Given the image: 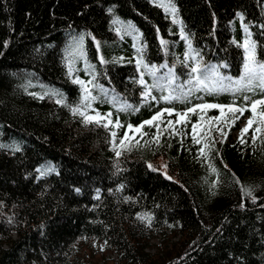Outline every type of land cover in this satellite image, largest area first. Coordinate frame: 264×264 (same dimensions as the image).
Masks as SVG:
<instances>
[{
	"label": "trees",
	"instance_id": "trees-1",
	"mask_svg": "<svg viewBox=\"0 0 264 264\" xmlns=\"http://www.w3.org/2000/svg\"><path fill=\"white\" fill-rule=\"evenodd\" d=\"M161 2L0 0V264H80L99 241L111 264H264V122L239 128L264 92L209 95L190 76L199 63L238 79L245 28L264 59V0H172L175 17ZM144 65L171 69L187 99L166 102ZM233 101L242 115L197 108L177 123ZM153 235L166 241L150 253Z\"/></svg>",
	"mask_w": 264,
	"mask_h": 264
},
{
	"label": "snow or ice",
	"instance_id": "snow-or-ice-1",
	"mask_svg": "<svg viewBox=\"0 0 264 264\" xmlns=\"http://www.w3.org/2000/svg\"><path fill=\"white\" fill-rule=\"evenodd\" d=\"M158 7H163L166 13H171L174 17L177 13V9L175 5L172 3V0H167L166 3H157ZM239 15V14H238ZM174 23L177 21L174 19ZM245 33H246V39L243 44L240 45L244 49V62H243V70L238 79H233L231 77H223L219 74L217 66H204L203 68L199 63H193V65L190 67V76L191 80L195 81V91H204L206 94L212 95V94H219L220 92L224 91H229L231 92L234 96L237 93H249L252 92L254 93L257 89H259L261 92H264V59H258L257 58V45L254 41L251 39L247 38L250 37V33H248L247 28H245ZM163 44L164 41H161ZM189 48L191 49V45L189 44ZM198 55V53H197ZM191 59L195 62L196 56L192 55L190 56L188 53L185 54V60ZM142 63V60H138V65ZM187 66V65H186ZM146 69H148V65H144ZM161 68L166 67V65H160ZM149 74L154 78V83L151 85L153 88H157L160 90H164L165 88L170 89L169 96L163 97V99L166 102H171L172 100H186L192 89L189 90V92H184L183 91V86L179 88L178 94L173 95V93L177 92V89L173 88L172 85L175 81V74L172 72L171 69H169V73L167 77H156V72L158 71L157 67L153 65L151 69H148ZM195 74V75H191ZM162 79H167V84H161L160 80ZM225 81H227L225 83ZM139 83L145 87V96L150 95L151 93L148 91V85L145 84V81L143 78L140 79ZM103 91V89H102ZM85 92L87 93L88 90L85 88ZM43 98V97H41ZM86 100L88 99H95V97H91L90 93L88 96L85 97ZM243 99L245 101H248L250 99L249 96L245 95L243 96ZM57 103H63V100H57ZM235 101H233V104L230 105H220V104H200L196 105L193 108H189L187 112L185 113H178L177 115L180 117V119L177 120V123L180 122V120L186 119L187 115L189 112L195 113L197 108L200 109L201 111L207 110V109H212V108H217L221 112V116L225 115V108H227V111L230 113H240L241 115L243 112L246 110L244 107H236ZM261 105L264 106V99H258V100H253L251 102L250 108L253 113V118H249L247 121L248 126H251L254 122V118L259 115L260 121L264 122V110L260 111L257 113V106ZM90 107V104L88 105ZM130 106L127 104L122 105L120 108H118V111H126L128 110ZM73 114L79 113L84 118L85 123H91V122H96L100 123L103 117L99 113H97L95 116L92 115H87L85 112L80 111L79 108H73L72 109ZM166 111L169 114H172V109H166ZM109 116L111 113L108 114ZM159 115V114H158ZM158 116H153L151 120L146 121V124L152 125L153 121L156 120ZM238 119V117H235ZM201 119H203V116H201ZM216 120H219L220 117H216ZM234 122V120H233ZM112 121L109 120L108 123L103 124L105 128L108 127L109 124H111ZM171 124L172 122L169 121ZM116 126L119 127V121H116ZM131 129V125L128 126ZM143 125L140 127L136 128V131L139 132L140 128H142ZM193 132L196 130V125L193 124ZM248 131V127H245L242 130V133H246ZM256 132H260L261 128L257 126L255 129ZM113 136L116 135L115 132L112 133ZM127 136V133H125V137ZM255 138V137H254ZM193 140L195 143H199V140L196 139V137H193ZM124 141L121 140V144H123ZM0 147H3V145H0ZM207 147V145H206ZM117 157L120 156V153H116ZM201 155H204V149H201ZM151 167V165L149 166ZM166 167V165H165ZM52 169H48L47 171H41V175H46L48 171H51ZM155 170V169H154ZM39 171V170H38ZM213 171L215 169L213 168ZM170 179V177H168ZM239 183V181H236ZM242 192L244 195H251V190L243 188L242 187ZM140 219H145V217H139ZM147 220L149 221L150 224V217H147Z\"/></svg>",
	"mask_w": 264,
	"mask_h": 264
},
{
	"label": "rangeland",
	"instance_id": "rangeland-1",
	"mask_svg": "<svg viewBox=\"0 0 264 264\" xmlns=\"http://www.w3.org/2000/svg\"><path fill=\"white\" fill-rule=\"evenodd\" d=\"M180 113H185V111L182 110ZM248 119H249L248 117H244L241 120L240 125L243 127L248 126L247 124ZM236 137H237L236 131L231 133V137H230L223 135L220 132V129L217 128V134L214 136V140H220L221 138H223L227 143H230L231 142L230 139L233 140ZM156 163L162 171H165V163L162 159H158ZM176 239L177 237H171L170 242L175 241ZM164 241H166V239L162 238L160 235H153L150 240V247L147 249V251L150 253L156 252L158 250L157 248H159L161 243H163ZM79 257H80L79 258L80 264H111L112 263L111 259L115 260L116 258L113 253L104 251V244L101 241L93 242L92 246H88L85 252L79 255Z\"/></svg>",
	"mask_w": 264,
	"mask_h": 264
}]
</instances>
